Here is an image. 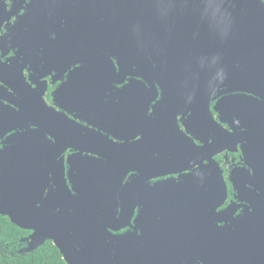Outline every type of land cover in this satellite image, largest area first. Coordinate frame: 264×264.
Returning <instances> with one entry per match:
<instances>
[{"label":"flooded vegetation","instance_id":"obj_1","mask_svg":"<svg viewBox=\"0 0 264 264\" xmlns=\"http://www.w3.org/2000/svg\"><path fill=\"white\" fill-rule=\"evenodd\" d=\"M165 11L159 0H0V154L30 148L67 178L95 160L121 182L123 220L95 213L86 257L120 261L128 249L134 262L211 264L216 226L245 216L225 258L264 264V56L192 50L168 64L151 39ZM62 204H50L58 217L70 213Z\"/></svg>","mask_w":264,"mask_h":264},{"label":"water","instance_id":"obj_2","mask_svg":"<svg viewBox=\"0 0 264 264\" xmlns=\"http://www.w3.org/2000/svg\"><path fill=\"white\" fill-rule=\"evenodd\" d=\"M159 1L166 8L161 21L163 34L157 32L158 27L154 23L151 25L152 46L155 42L159 48V40L162 39L167 52L165 62L168 64L178 66L179 62H185L186 57L191 58L192 50H211V55H217L218 50H248L250 56H264V7L260 0ZM116 24L122 25V22H115L114 27ZM130 28L135 33L136 47L139 50L146 48L137 20L131 23ZM130 28L125 29L129 31ZM127 38L126 33L121 41ZM16 138L13 136L11 142H16ZM59 163L40 167L30 148L0 154V215L6 216L15 226L31 232L22 239L25 247L21 252L33 251L45 241L52 240L67 264H147L143 258L132 261L128 249L120 261L114 262H100L91 252V257L85 256L88 246H81L80 242L84 239L88 222L96 223L95 213L105 219L109 217L116 224L123 220L115 212V199L121 182L103 174L101 171L104 169L95 160L85 159L77 164L68 178L63 164ZM92 175L101 178L90 179ZM54 201L71 207L70 213L61 217L54 214L50 209ZM86 202V210L94 213L93 216H85L88 214L82 208ZM55 216L57 221L54 220ZM124 217L128 219L129 215ZM245 219V216L238 218L236 226L235 219L230 227L216 226L213 245L215 261L211 264H234L227 261L225 255L231 254L234 248L237 251L241 248L245 236L240 223H244ZM58 221L67 225H63L62 229L55 228ZM251 229L247 231L256 232L254 228Z\"/></svg>","mask_w":264,"mask_h":264},{"label":"trees","instance_id":"obj_3","mask_svg":"<svg viewBox=\"0 0 264 264\" xmlns=\"http://www.w3.org/2000/svg\"><path fill=\"white\" fill-rule=\"evenodd\" d=\"M29 233L0 215V264H67L51 241L33 251L21 252L25 247L22 239Z\"/></svg>","mask_w":264,"mask_h":264}]
</instances>
